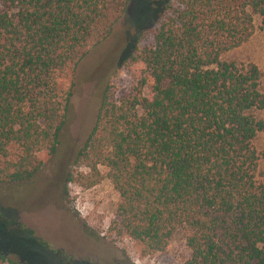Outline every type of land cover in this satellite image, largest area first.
<instances>
[{
  "label": "trees",
  "instance_id": "1",
  "mask_svg": "<svg viewBox=\"0 0 264 264\" xmlns=\"http://www.w3.org/2000/svg\"><path fill=\"white\" fill-rule=\"evenodd\" d=\"M130 0H0V182L30 180L53 154L71 87L58 77L105 39ZM264 28V0H166L152 42L127 63L133 83H108L69 172L119 195L114 227L162 252L176 231L184 264H264L261 71L223 58ZM123 62V63H124ZM66 192V190H65ZM10 261L0 251V261Z\"/></svg>",
  "mask_w": 264,
  "mask_h": 264
},
{
  "label": "rangeland",
  "instance_id": "2",
  "mask_svg": "<svg viewBox=\"0 0 264 264\" xmlns=\"http://www.w3.org/2000/svg\"><path fill=\"white\" fill-rule=\"evenodd\" d=\"M165 2L130 0L111 33L75 67L59 74L60 87H71V96L56 151L37 154L42 166L30 180L0 182V251L16 264H184L188 259L190 251L179 230L162 252L148 251L117 232L119 195L106 176V167L98 166L102 178L91 187L78 178L66 180L73 170L89 171L73 160L94 123L102 89L111 82L116 86L115 98L129 93L133 76L124 59L152 42L151 28ZM259 26L260 18L255 17L250 37L223 58L254 62L261 71L264 92V28ZM255 114L264 119V108ZM254 145L264 152V130L258 132ZM259 166L264 171V157Z\"/></svg>",
  "mask_w": 264,
  "mask_h": 264
}]
</instances>
